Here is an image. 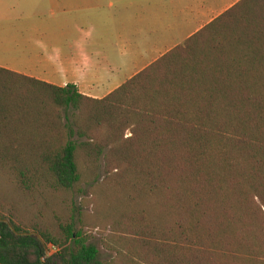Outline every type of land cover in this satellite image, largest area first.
I'll return each mask as SVG.
<instances>
[{"label":"trees","instance_id":"16d2710c","mask_svg":"<svg viewBox=\"0 0 264 264\" xmlns=\"http://www.w3.org/2000/svg\"><path fill=\"white\" fill-rule=\"evenodd\" d=\"M101 163L105 189L162 225L122 234L120 264H264V0H240L100 100L0 68V170L26 192L68 193ZM57 233L0 218V264H113L72 215Z\"/></svg>","mask_w":264,"mask_h":264},{"label":"crops","instance_id":"0c3cea01","mask_svg":"<svg viewBox=\"0 0 264 264\" xmlns=\"http://www.w3.org/2000/svg\"><path fill=\"white\" fill-rule=\"evenodd\" d=\"M240 0H0V68L100 100Z\"/></svg>","mask_w":264,"mask_h":264},{"label":"rangeland","instance_id":"374dc122","mask_svg":"<svg viewBox=\"0 0 264 264\" xmlns=\"http://www.w3.org/2000/svg\"><path fill=\"white\" fill-rule=\"evenodd\" d=\"M104 177L101 163L96 175L83 174L72 192L43 187L26 192L10 173L0 170V218L10 219L24 231L37 229L58 235L57 224L72 215L75 229L99 250V259L120 264L128 255L119 244L122 234L130 237L136 228L158 235L162 225L147 222L145 212L156 216L151 207L130 201L127 194L105 189Z\"/></svg>","mask_w":264,"mask_h":264},{"label":"built area","instance_id":"2783aa9c","mask_svg":"<svg viewBox=\"0 0 264 264\" xmlns=\"http://www.w3.org/2000/svg\"><path fill=\"white\" fill-rule=\"evenodd\" d=\"M52 250L54 251V250H55V248H52Z\"/></svg>","mask_w":264,"mask_h":264}]
</instances>
